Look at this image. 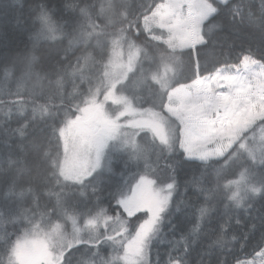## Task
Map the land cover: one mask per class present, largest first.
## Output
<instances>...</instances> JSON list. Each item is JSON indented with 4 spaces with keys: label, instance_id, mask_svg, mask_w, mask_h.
I'll use <instances>...</instances> for the list:
<instances>
[{
    "label": "trees",
    "instance_id": "obj_1",
    "mask_svg": "<svg viewBox=\"0 0 264 264\" xmlns=\"http://www.w3.org/2000/svg\"><path fill=\"white\" fill-rule=\"evenodd\" d=\"M206 1L219 12L203 22L201 35L208 42L194 50L173 48L146 31L144 18L165 0H0V264H13L18 243L37 235L52 234L47 238L52 244L61 239L60 246H70L63 248L58 264H66L70 252L81 253L79 246H123L145 212L129 217L116 201L128 200L144 179L154 193L164 189L171 196L160 232L149 236L158 242L147 243L153 247L139 264L148 259L167 264L178 255L188 264H221L222 259L235 264L236 256L264 264L258 255L264 248V120L244 130L221 157L201 163L187 158L182 125L164 111L170 90L196 80L197 53L200 77L220 65L235 69L245 59L264 65V0H228L227 7ZM47 23L56 25L57 39L42 40ZM121 56L125 66L128 57L132 62L126 80L118 83L109 72ZM18 75L21 87L9 89L8 80ZM136 82L150 90L142 107H136L140 99L120 95L123 85ZM37 84L38 93L31 92ZM146 90L135 93L142 96ZM109 91L114 99L107 102ZM128 103L135 108L121 121L146 122L134 127L140 134L138 150H123L122 163L115 156L109 171L82 182L63 180L59 165L66 120L106 110L113 118ZM168 183L172 190L166 189ZM177 205L182 211H175ZM200 209L207 210L203 217ZM169 219L178 225L175 232ZM104 222L113 233L95 241L86 235L64 240L70 225L79 233ZM196 222L200 228L192 233ZM189 243L188 255L177 251ZM70 264H75L73 254Z\"/></svg>",
    "mask_w": 264,
    "mask_h": 264
},
{
    "label": "rangeland",
    "instance_id": "obj_2",
    "mask_svg": "<svg viewBox=\"0 0 264 264\" xmlns=\"http://www.w3.org/2000/svg\"><path fill=\"white\" fill-rule=\"evenodd\" d=\"M213 8L206 0H165L151 16L144 18V26L156 39H165L173 48H194L193 40L202 37L203 22L215 14L212 12ZM35 17H38V13ZM43 32L45 37L42 40L45 41L59 37L53 23L45 24ZM35 42H38V37ZM127 59L126 66L124 56L114 60L113 69L109 72L111 81L123 83L126 80L125 72L131 67L132 62L130 57ZM135 65L134 62L132 71ZM222 75L228 79L220 81V87H217V81H212L210 87L207 81L196 83L198 79L196 78L194 82L172 89L166 95L164 111L182 125L181 143L190 160L207 163L221 157L226 150L234 147L236 139L244 130L252 127L257 121L264 120V65L258 60L245 59L235 69L222 70ZM161 78L165 79L163 75H159V79ZM168 83L169 81H166L164 86ZM7 85L9 89H19L22 85L21 76L9 79ZM144 90L146 88L143 84L136 82L123 85L120 95L124 97L129 94L135 99H140L136 107H142L148 101L150 90L147 89L142 96L135 92ZM30 91L38 93V84ZM108 93L107 102L114 99V93L111 91ZM218 93L227 95L223 103L216 102L215 95ZM134 108L128 103L124 111L116 113L117 109L114 106L112 112L116 115L113 118L110 111L106 110L97 114L83 111L82 114L66 120L62 136L64 156L59 165L62 179L72 183L82 182L98 171H109L115 156L118 157V163H122L123 150L130 154L137 151L140 146V134L134 131L136 130L134 127H139L140 124L145 126L143 124L146 122L137 118L121 121L125 119L124 116L131 115ZM156 135L164 141L161 133ZM244 179L241 178L242 181ZM148 181L144 179V183L140 182L128 199V207L133 209L131 216L122 206L127 216L133 217L145 212V207L155 202V193ZM87 223L95 224L96 220ZM106 225L104 222L94 231L86 230L79 233L75 226L70 225L72 232L65 235L64 240L71 243L76 238L86 235L95 241L98 236L102 237L107 232L113 233L112 228L104 229ZM138 226L123 242V246H79V249H82L81 253L73 254L75 264H132L134 259L138 260L139 264L143 260L134 255L139 243ZM48 236L53 235L46 234L39 238L37 235L27 240L22 239L15 248L13 264H58L64 249H69L70 246H60L63 244L61 239L52 244L47 239ZM153 242L157 243L158 240L148 237L144 241L146 245ZM91 247L92 250L89 249ZM152 247L147 246L144 249L145 259Z\"/></svg>",
    "mask_w": 264,
    "mask_h": 264
},
{
    "label": "snow or ice",
    "instance_id": "obj_3",
    "mask_svg": "<svg viewBox=\"0 0 264 264\" xmlns=\"http://www.w3.org/2000/svg\"><path fill=\"white\" fill-rule=\"evenodd\" d=\"M219 3L223 6L227 7L228 0H219ZM262 8H264V5H262ZM212 12L218 13L219 9L213 8ZM208 41L207 39L201 37L200 39L193 40L194 50L195 45L198 44H206ZM195 67V75L197 76L196 83H202L203 81L208 82V86L210 87L212 81H217V87H220V81L228 79L226 76L222 75V70L224 68V65H220L219 67H215L213 73L208 74L204 77H200L199 74V54L197 53V59L194 64ZM227 99V95L224 93H218L215 95V100L217 103H223L224 100ZM141 183H144L143 180H141ZM147 183H151V181H148ZM174 185L172 183H168L166 185L167 190H172ZM95 191V189H94ZM259 191V190H254ZM171 196V191L168 192V194L164 193V189H161L160 191L155 193V202L148 204L144 211H145V218L141 221V223L138 226V232H137V240L139 241L138 246L135 249L134 255L138 257L140 260H144L146 254L144 253V249L147 247V245L144 243L145 240L150 235H154L158 232H160V226L163 223V213L169 206V200ZM117 208L123 206L124 210L128 213L129 216L133 214V209H130L128 207V200L127 199H120L116 201ZM103 211V210H102ZM175 211L180 212L182 211L180 208V205H177L175 208ZM185 211V210H184ZM200 216L203 217L206 209H200ZM187 216V215H186ZM105 219H110V217H105ZM168 223L170 224V230L175 232L178 229L177 224H173L171 220H168ZM239 223V221H237ZM228 225L225 223L221 225L222 230H224ZM255 227L254 225L252 226ZM200 228L199 222L195 223V227L192 228L191 232L195 233ZM182 239H185V237L182 235ZM261 243H264V236L261 238ZM243 249V246H242ZM191 244L189 243L187 248L183 249H177L178 252H183L184 255H188L191 251ZM74 253H69L68 257L66 258V264H70L71 255ZM159 253H157V256ZM261 261H264V248L261 249V251L258 253ZM235 264H256L255 259L253 261L248 262L246 260H241L239 256L234 257ZM132 264H138V260L134 259L132 261ZM147 264H150L149 259L147 260ZM153 264H160V261L157 259L153 262ZM167 264H188V261L183 258V255H178L176 257H171L167 261ZM198 264H204L203 260L199 261ZM221 264H226V262L222 259Z\"/></svg>",
    "mask_w": 264,
    "mask_h": 264
}]
</instances>
